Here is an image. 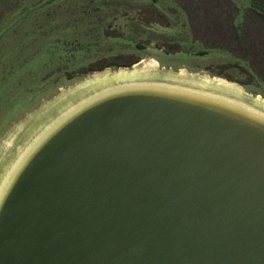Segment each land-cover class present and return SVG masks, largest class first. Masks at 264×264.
Returning <instances> with one entry per match:
<instances>
[{"label":"water","instance_id":"95a60500","mask_svg":"<svg viewBox=\"0 0 264 264\" xmlns=\"http://www.w3.org/2000/svg\"><path fill=\"white\" fill-rule=\"evenodd\" d=\"M212 77L243 93L123 79L52 113L0 178V264H264L262 96Z\"/></svg>","mask_w":264,"mask_h":264},{"label":"rangeland","instance_id":"374dc122","mask_svg":"<svg viewBox=\"0 0 264 264\" xmlns=\"http://www.w3.org/2000/svg\"><path fill=\"white\" fill-rule=\"evenodd\" d=\"M4 1L0 0V138L45 101L99 74L79 75L102 59L137 55L141 65L155 61L160 68L211 77L229 65L248 67L225 52L201 55L203 45L194 41L187 15L174 0ZM235 1L241 10L249 6L248 1ZM149 6L167 15L171 27L144 23L141 17ZM160 44H178L180 52L169 54ZM232 71L240 76L239 70ZM245 89L264 97V82L257 77Z\"/></svg>","mask_w":264,"mask_h":264},{"label":"trees","instance_id":"16d2710c","mask_svg":"<svg viewBox=\"0 0 264 264\" xmlns=\"http://www.w3.org/2000/svg\"><path fill=\"white\" fill-rule=\"evenodd\" d=\"M245 1H248L249 6L241 10L235 0H174L187 15L194 41L203 45L201 55L209 51H221L248 63V67L235 64L223 67L219 72H212L213 76L243 86L253 83L256 77L264 82V0ZM239 17L241 23L238 22ZM141 18L147 24L171 27L167 15L153 6L147 7ZM159 46L165 47L169 54L180 52L178 44ZM140 61L137 55L115 56L88 65L79 75L83 77L106 68L132 67ZM234 69L239 70V77L233 73ZM73 78L75 75H69V79Z\"/></svg>","mask_w":264,"mask_h":264},{"label":"bare ground","instance_id":"6f19581e","mask_svg":"<svg viewBox=\"0 0 264 264\" xmlns=\"http://www.w3.org/2000/svg\"><path fill=\"white\" fill-rule=\"evenodd\" d=\"M159 64L155 61L146 62L141 65L138 63L132 69H122L116 73L110 71L99 73L95 77L87 79L77 86H73L69 91L61 97H57L52 101H45L40 108L29 113L26 118L20 121L5 137L0 139V178L5 170L23 149L27 141L33 134L46 122V119L52 113L59 112L72 103L75 98H80L91 89L97 88L100 85H105L107 82L120 81L123 79H138V78H162L167 80H176L179 82H187L202 87H214L221 91L240 95L243 93V88L234 83H229L223 79H213L208 75L200 76L198 74H190L189 72L180 69L178 75L170 72L165 75H159ZM90 89L86 91L88 88ZM86 92V93H85ZM260 105L264 107V98L259 97ZM262 99V102H261Z\"/></svg>","mask_w":264,"mask_h":264},{"label":"flooded vegetation","instance_id":"af4514ba","mask_svg":"<svg viewBox=\"0 0 264 264\" xmlns=\"http://www.w3.org/2000/svg\"><path fill=\"white\" fill-rule=\"evenodd\" d=\"M3 1H4V0H3ZM4 2H5V1H4ZM108 28H111V24L109 25V27H108ZM73 31H75V28H74V30H73ZM107 31H109V30H107ZM107 31H106V32H107Z\"/></svg>","mask_w":264,"mask_h":264}]
</instances>
